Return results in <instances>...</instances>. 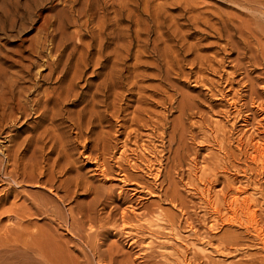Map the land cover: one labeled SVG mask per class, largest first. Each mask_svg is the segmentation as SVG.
<instances>
[{
	"label": "rangeland",
	"instance_id": "1",
	"mask_svg": "<svg viewBox=\"0 0 264 264\" xmlns=\"http://www.w3.org/2000/svg\"><path fill=\"white\" fill-rule=\"evenodd\" d=\"M97 1L73 23L69 0H0V103L42 23L48 32L62 25L33 57L36 93L53 96L49 111L19 82L30 93L5 113L14 121L0 122V264L36 237L59 238L65 264H264V160L252 159L264 141V9L252 8L264 0ZM77 33L90 54L73 50ZM62 36L64 56L73 55L58 83L47 63ZM78 96L85 102L71 104ZM83 107L96 108L95 127L76 139L72 120ZM26 137L29 150L15 155ZM237 190L251 206L238 221L228 209Z\"/></svg>",
	"mask_w": 264,
	"mask_h": 264
},
{
	"label": "bare ground",
	"instance_id": "2",
	"mask_svg": "<svg viewBox=\"0 0 264 264\" xmlns=\"http://www.w3.org/2000/svg\"><path fill=\"white\" fill-rule=\"evenodd\" d=\"M85 2H81L80 0H69V2H70V4H69V6H67L68 8V12H69V14L71 15V19L72 20H74V21H71V22H73V23H77V20L76 19H79L80 17L82 18V16L84 17V16H86V17H88V15L87 14H89L88 13V11H90L89 10V8H88V4L87 3H89L90 2V0H84ZM97 1V0H96ZM104 1H106V0H104ZM111 1V0H110ZM114 1V0H113ZM129 1V0H128ZM255 1V0H254ZM254 1H253V3H254ZM263 1V0H262ZM37 2V1H36ZM82 3V5H81V7L78 9V10H74V6H76V5H78L79 3ZM98 2V1H97ZM103 2V1H102ZM101 2V3H102ZM108 2V1H107ZM112 2V1H111ZM116 2V1H115ZM130 2V1H129ZM256 2V1H255ZM258 2V1H257ZM259 2H260V0H259ZM264 2V1H263ZM94 3L96 4V2L94 1ZM106 2H104V4H105ZM113 3V2H112ZM120 3V2H119ZM124 3H126V2H124ZM262 3V2H261ZM31 4H33V3H31ZM109 4V3H108ZM111 4V3H110ZM117 4V3H116ZM130 4V3H129ZM91 5H92V3H91ZM115 4L113 3V5H111L112 6V8H113V6H114ZM133 5V4H132ZM131 5V6H132ZM96 6V5H95ZM94 6V7H95ZM119 6V5H118ZM93 6H91V8H92ZM98 8H100V6H97ZM106 7V6H105ZM133 7V6H132ZM135 7V6H134ZM96 8V7H95ZM97 8V9H98ZM103 8H104V6H103ZM258 8H263L264 9V4H260V3H258V4H255V6L253 5V10H255V11H257V9ZM101 9V8H100ZM106 9V8H105ZM123 9V8H122ZM263 9H262V11H263ZM94 10V9H93ZM102 10V9H101ZM101 10H99V11H101ZM120 11H121V9H120ZM94 12H97V10L96 11H94ZM104 12V11H103ZM27 13V12H26ZM63 13V12H62ZM114 13H115V16H114V18H113V20L116 22V24H118L119 22H121V19H122V16L123 15H121L122 13L120 12L119 13V11H114ZM263 14V16H264V12L262 13ZM90 15H91V13H90ZM94 14H92V16H93ZM103 15H106V13L105 14H102V17H104ZM92 16H91V18H92ZM126 16H128V17H130V15H128V14H126ZM90 17V16H89ZM96 18V17H95ZM95 18L93 19V20H95ZM101 18V17H100ZM105 18V17H104ZM259 18V17H258ZM49 19V18H48ZM99 19V18H98ZM76 20V21H75ZM81 20V19H80ZM97 20V19H96ZM101 20H103V19H101ZM105 20V19H104ZM104 20L102 21L103 23H104ZM108 20V19H107ZM129 20H131L130 18H129ZM257 20V19H256ZM264 20V19H263ZM86 21H88V20H86ZM98 22L100 21V20H97ZM43 22V21H42ZM47 22V21H46ZM79 22V21H78ZM108 22V21H107ZM107 22H105V23H107ZM113 22V21H112ZM111 22V23H112ZM114 22V23H115ZM243 22V21H242ZM259 22V21H258ZM48 23V22H47ZM47 23H45L44 22V24L42 23V25L40 26V29H39V31H40V33L42 34L41 36L42 37H40L36 42H35V40H34V45H31L30 46V53L32 52V55H31V57H29L28 59H26V62L28 63V64H26V65H24V66H22V67H20L21 69H20V72H18V75L16 76V79H14V81H12V84H11V81H10V84H8V86L10 85V87H9V90H8V98H4V100H2L1 101V103H0V122H1V120H2V122L4 121V120H6V117L8 118L9 116H6V114L5 113H8L9 111L10 112H14V110H18V108H16L18 105H20V107H21V104H22V100L24 99V97H27L26 96V94L27 95H29V93H30V89L31 88H29V89H27V88H19L18 87V85H19V82L21 83L22 82V84L23 83H27V82H29V83H31L32 85H33V93H35L34 95V98H32L31 100H32V103H34V104H41L42 102H43V105H41L42 106V108H43V114L45 113V112H47V111H49L48 109L51 107V106H49V108H48V103L50 102V100L53 98V96H49V95H51L50 93H43V97H40L36 92H37V90H38V83L40 82V81H42V79H41V75H40V72L39 71H37L36 72V78L35 79H32V70L34 69V68H36L37 67V63L33 60V57L35 58L36 57V59L38 58L36 55H39L40 54V52L42 51L41 49H43L42 47H43V43L44 42H49V38H51L52 40L50 41V43H52V45H53V39H54V37H55V34H56V31L60 28L61 29V26L59 27L58 26V29H56V30H52L51 31V28H50V31L51 32H48V29H49V26H48V24ZM73 23H71V24H73ZM86 23V22H85ZM101 23V22H100ZM99 23V24H100ZM104 23V24H105ZM110 22H108V24H109ZM110 23V24H111ZM262 23V22H261ZM50 24H51V22H50ZM98 24V25H99ZM102 24V23H101ZM101 24H100V27L102 28V30L104 29V27H105V25H103L102 24V26H104V27H102L101 26ZM107 24V25H108ZM106 25V26H107ZM258 25V24H257ZM66 26V25H65ZM116 26V25H115ZM76 27H77V24H76ZM79 27H80V24H79ZM255 27V26H254ZM259 27H260V32L258 33L260 36H261V38L262 39H264V24L263 25H260V26H257V28L259 29ZM108 29V28H107ZM110 29V28H109ZM116 29V28H115ZM101 30V29H100ZM100 30H98V33L100 34ZM60 31V30H59ZM63 31V30H62ZM116 31V30H115ZM118 31V30H117ZM116 31V32H117ZM255 31V30H254ZM93 32V31H92ZM103 32H105V31H103ZM114 32V31H113ZM59 33V32H58ZM95 33V32H94ZM118 33V32H117ZM243 33V32H242ZM61 34H62V32H61ZM65 34V33H64ZM89 34V33H88ZM113 34H115V33H113ZM244 34V33H243ZM255 34V33H254ZM108 35V34H107ZM58 36H60V35H58ZM76 36H77V42H75V44L73 45V47L72 48H74L73 50H75V49H85V50H87L86 52H88L89 50H91L89 47L91 46L90 45V43L88 44L89 45V47L88 46H86V47H84V44L81 42V39H82V37L83 36H81L79 33H77L76 34ZM115 36H117V35H115ZM119 36H120V34H119ZM245 36V35H244ZM252 36V35H251ZM256 36V35H255ZM254 36V37H255ZM69 37V36H68ZM89 37V36H88ZM106 37V36H105ZM118 37V36H117ZM234 37V36H233ZM259 36L257 35V38H258ZM43 40H42V39ZM67 38V37H66ZM90 38V37H89ZM242 38V37H241ZM250 38V37H249ZM248 38V39H249ZM58 39V38H57ZM64 38H63V36L60 38V41L58 42V44H56V45H54L52 48L54 49V58H52V56L51 57H49V61H48V63H47V66H48V68H49V70H50V72H49V74H48V77H51L53 74H55L56 72L58 73V75H57V78H56V80H55V82H58V83H60L61 81L63 82L64 80H63V78H64V72H65V70H66V68H68L67 66H68V64L71 62H69V60H70V58H71V54H70V52H69V54H66V56H64V53H65V51L67 50V47H69V46H67L66 44H65V42H63V41H65V40H63ZM68 40H67V42L68 41H70V39H71V37L70 38H67ZM93 39V38H92ZM97 39H99L98 37H97ZM117 39H119V38H117ZM247 39V40H248ZM252 39H253V37H252ZM63 40V41H62ZM114 40V39H113ZM112 40V41H113ZM243 40V39H242ZM254 40V39H253ZM259 40H261V39H259ZM258 40V41H259ZM109 41V40H108ZM107 41V42H108ZM116 41V40H115ZM257 41V42H258ZM245 42V41H244ZM115 43V42H114ZM73 44V43H72ZM257 44V43H256ZM259 44H261L260 42H259ZM45 45V44H44ZM51 45V46H52ZM102 45H103V43H102ZM56 46V47H55ZM105 47V46H104ZM89 48V49H88ZM91 48H92V46H91ZM97 48V47H96ZM106 48V47H105ZM119 48V47H118ZM80 49V50H81ZM104 49V48H103ZM247 49V48H246ZM72 50V51H73ZM81 50V51H82ZM28 51V50H27ZM45 51V50H44ZM96 52V51H95ZM81 53V52H80ZM83 53V52H82ZM81 53V54H82ZM89 53V52H88ZM100 53V52H99ZM90 54V53H89ZM96 54H97V52H96ZM116 54H117V52H116ZM73 55V54H72ZM93 55V54H92ZM82 57H84L83 55H81ZM89 56V55H88ZM106 56H107V54H106ZM65 57V58H64ZM86 57V56H85ZM99 57H101L100 56V54H99ZM64 58V59H63ZM104 58V57H103ZM35 59V60H36ZM80 59V58H79ZM83 59V61H84V58H82ZM99 59V58H98ZM40 60V59H39ZM101 60V59H100ZM41 61V60H40ZM78 61V60H77ZM80 61V60H79ZM106 61V60H105ZM23 62V61H22ZM25 62V61H24ZM43 63H44V60H43ZM77 63V62H76ZM105 63V62H104ZM263 63V62H262ZM78 64V63H77ZM101 64V63H100ZM80 65V64H79ZM103 65V64H102ZM60 66H62V69L60 70ZM99 67V66H98ZM76 68L77 69H79L77 66H76ZM76 69V70H77ZM42 70V69H41ZM80 70V69H79ZM79 70H77V71H79ZM101 70H102V68H101ZM100 71V70H99ZM1 72V71H0ZM80 72V71H79ZM78 72V73H79ZM82 72V71H81ZM111 72V71H110ZM109 72V73H110ZM4 73V72H3ZM76 74V73H75ZM113 74V73H112ZM15 75V74H14ZM100 75V74H99ZM105 75V74H104ZM111 75V74H110ZM76 76H81L82 77V73H81V75L79 74V75H77L76 74ZM106 76V75H105ZM79 78V77H78ZM12 79V78H11ZM65 79H66V77H65ZM111 79V78H110ZM264 79V78H263ZM73 80V79H72ZM256 80V79H255ZM2 81H4V80H2ZM85 81V80H84ZM106 81H107V79H106ZM263 81V80H262ZM72 82V81H71ZM109 82V81H108ZM8 83H9V81H8ZM86 83V82H85ZM106 84V83H105ZM41 85H43V84H41ZM7 86V87H8ZM23 85H20V87H22ZM72 86V84L70 83L68 86H67V88H66V90H67V93H66V97L67 96H69V92H70V90H71V87ZM104 84H103V89H105L104 88ZM30 87V86H29ZM42 87V86H41ZM88 87V86H87ZM100 87H101V85H100ZM98 88V87H97ZM96 88V89H97ZM108 89V88H107ZM101 90V89H100ZM2 91V90H1ZM98 91V90H97ZM252 91V90H251ZM3 92V91H2ZM83 92V91H82ZM101 92V91H100ZM117 92V91H116ZM39 93V92H38ZM97 93H95L94 95H96ZM101 93H99V95H100ZM107 94H108V91H107ZM104 95V94H103ZM57 96H58V94H57ZM84 96V95H83ZM83 96H78L77 97V99L76 100H74V101H72V103L71 104H77V103H82V102H85V98L83 97ZM105 96V95H104ZM108 96H109V94H108ZM59 97V96H58ZM61 97V96H60ZM65 97V98H66ZM91 98L92 97H94V96H90ZM99 97V96H98ZM117 97V96H116ZM23 98V99H22ZM42 98H44V101L42 100V102L40 103V100L42 99ZM62 98V97H61ZM64 98V99H65ZM95 98H96V96H95ZM95 98H92V99H95ZM22 99V100H21ZM60 99V98H59ZM56 100V99H55ZM29 101V100H28ZM67 101V100H66ZM94 101V100H93ZM114 101V100H113ZM52 102H54V101H52ZM91 102H92V100H91ZM90 102V103H91ZM89 103V104H90ZM93 103H95V101L93 102ZM115 103V102H114ZM53 104V103H52ZM17 105V106H16ZM51 105V104H50ZM61 105H63V103L61 104ZM94 105V104H93ZM16 106V107H15ZM36 106V105H35ZM88 106V105H87ZM112 106V105H111ZM19 107V106H18ZM53 107V106H52ZM56 107V106H55ZM57 107H59L58 105H57ZM91 107V106H90ZM94 107H96V106H94ZM92 108V110H87L86 109V107H83L82 109H80V111L78 110V112H77V116L74 118V120H72L73 121V124H72V126H73V128L74 129H76L77 130V132H76V135H75V137H76V139H78V138H82V137H85V136H88L89 134L91 135L92 134V131H93V128L95 127H93V121L95 120V118L93 119V113L91 112V111H93L94 109H96V108ZM105 107V106H104ZM16 108V109H15ZM42 108H41V110H42ZM54 109V108H53ZM52 108H51V110H53ZM56 109V108H55ZM89 109V108H88ZM91 109V108H90ZM40 110V111H41ZM114 110V109H113ZM8 111V112H7ZM10 112H9V114H10ZM56 112V111H55ZM69 113V112H68ZM99 113V112H98ZM13 114V113H12ZM97 114V113H96ZM95 114V115H96ZM100 115V114H99ZM14 116V115H13ZM13 116H11V117H13ZM51 118L49 119V121H51V125H52V123H54V121H55V114H54V112H51V115H49ZM88 116V117H87ZM11 117H9V118H11ZM44 117V116H43ZM58 118V117H57ZM12 119V118H11ZM13 119H15V118H13ZM12 119V120H13ZM44 119V118H43ZM99 119V118H98ZM97 119V120H98ZM10 120V119H9ZM16 120H17V118H16ZM15 120V121H16ZM42 120V119H41ZM14 121V120H13ZM99 121V120H98ZM1 122V123H2ZM64 122V121H63ZM100 122V121H99ZM12 123V122H11ZM14 124V123H13ZM25 124V123H24ZM37 124H38V122H37ZM54 125H52V126H50V128L51 127H53ZM35 127V126H34ZM37 127V126H36ZM50 128H48L49 130H50ZM35 129L36 128H34V131H35ZM28 130V129H27ZM45 130V129H44ZM48 130V131H49ZM52 130V129H51ZM54 130V129H53ZM34 131H32V133L34 132ZM26 132V131H25ZM50 132V131H49ZM26 133H28V131L26 132ZM45 133H46V131H45ZM54 133V132H53ZM52 133V134H53ZM41 134V133H40ZM51 134V135H52ZM30 135V134H29ZM39 135V134H38ZM42 135V134H41ZM41 135H39L40 137H41ZM47 135H49L48 134V132H47ZM51 135L49 136L50 138H51ZM30 136H32V135H30ZM29 136V137H30ZM29 137H26V139H24L23 140V144H22V146L21 147H19V148H16V150H14L15 151V155H17V154H24L25 152H27L28 150H29V148H30V145H29V141L31 140V138H29ZM42 138V137H41ZM47 138V137H46ZM37 139H39V138H37ZM64 139V138H63ZM98 139V138H97ZM36 140V139H35ZM40 140V139H39ZM53 140H54V138H53ZM22 141V140H21ZM32 141V140H31ZM33 141H34V138H33ZM44 141V140H43ZM259 141H261V140H259ZM40 142V141H39ZM38 142V140H36L35 141V145L33 144V148L32 149H34V151L33 150H31V152L33 153V155H35V153L36 152H39V150L41 149L42 150V145H40V143ZM46 142V141H45ZM55 142V141H54ZM262 143H259V142H257V145H255V146H253L252 145V147H255L254 149V152L253 153H255V157H253L252 159L254 160V161H263L264 160V141H261ZM39 143V147L37 146V144ZM41 143H43V142H41ZM96 143V142H95ZM94 143V144H95ZM44 144V143H43ZM85 144V143H84ZM51 145V144H50ZM56 145V144H55ZM32 146V145H31ZM40 146H42V147H40ZM51 146H53V145H51ZM94 146V145H93ZM95 146H96V144H95ZM94 146V147H95ZM45 148L47 147V146H44ZM57 147V146H56ZM60 148H61V146H59ZM38 148H40L39 150H38ZM51 148V147H50ZM52 148H55V147H52ZM51 148V149H52ZM48 149H49V147H48ZM94 149H96V147L94 148ZM38 150V151H37ZM40 150V151H41ZM50 150V149H49ZM53 150V149H52ZM57 150V149H56ZM61 150V149H60ZM63 150H65V149H63ZM16 151H18V153L16 152ZM59 151V150H58ZM62 151V150H61ZM43 152V151H42ZM32 153L30 154L31 156H32ZM45 152H43V154H44ZM60 153V152H59ZM58 153V154H59ZM63 153V152H62ZM14 155V154H13ZM37 155L39 156V154L37 153ZM22 156H24V155H22ZM44 156H45V154H44ZM13 157V156H12ZM35 157H36V155H35ZM35 157L33 156V158L35 159ZM42 157H43V155H42ZM59 158V157H58ZM9 159H10V157H9ZM15 159H16V156H15ZM31 159V158H30ZM33 159V160H34ZM37 159H39V157L37 158L36 157V162H38L39 163V161L40 160H38L37 161ZM41 159V158H40ZM47 160H48V158H47ZM44 161H46V160H44ZM13 162H14V160H13ZM36 162H34L35 164L34 165H36ZM48 162V161H47ZM54 163L56 162V161H53ZM38 163H37V165H38ZM44 163V162H43ZM57 163V162H56ZM56 163H55V165H56ZM260 163V162H259ZM40 164H41V162H40ZM39 164V165H40ZM47 164V163H46ZM39 165H38V167H39ZM54 165V164H53ZM57 166V165H56ZM53 166H51V168H52ZM27 168V167H26ZM37 168V167H36ZM41 168V167H40ZM40 168H38V169H40ZM32 169V168H31ZM43 169V168H42ZM1 171V170H0ZM52 172H53V170H52ZM51 172V173H52ZM33 174V173H32ZM41 175H42V173H41ZM30 176H34V175H30ZM30 176H28V177H30ZM35 177V176H34ZM37 177V176H36ZM36 177H35V180H37L36 179ZM32 178L30 177V180H31ZM50 180V179H49ZM49 180H47V181H49ZM46 181V182H47ZM50 182V181H49ZM48 183V182H47ZM51 184V183H50ZM46 185V184H45ZM50 187H51V185L49 186V189H50ZM60 187V186H59ZM240 194H241V192L240 191H236L235 192V194H234V196L231 198V200H230V202H229V206H228V209H230V213H231V215L233 216V218L232 219H234V220H236L237 218V216H238V212H240L242 215H246L247 213H250V209H251V206L250 205H248L247 204V202L245 201V200H239V197H240ZM227 207V206H226ZM12 211V210H11ZM228 212V213H229ZM10 213V212H9ZM72 215V214H71ZM81 215V214H80ZM254 214H251V216H250V222L254 219ZM247 217V216H246ZM246 219V218H245ZM230 221V220H229ZM236 221H238V220H236ZM245 222V221H244ZM238 223H241V222H238ZM242 224V223H241ZM241 224H239V225H241ZM238 225V226H239ZM252 225H254V223L252 224ZM242 227V226H241ZM252 227H254V226H252ZM254 229V232L255 233H257L258 232V230H257V228L256 227H254L253 228ZM54 231V230H53ZM69 231V230H68ZM68 231H66V232H68ZM263 233V232H262ZM258 236H261V234H257ZM91 236V235H90ZM57 237V236H56ZM71 237V236H70ZM34 238V237H33ZM43 238V237H42ZM42 238H35L34 240L35 241H33V243L31 244V245H28V246H30V247H28V246H26V247H28V248H26L27 250L26 251H23V250H21L20 251V249H19V253L20 254H17L18 252H15L16 254L15 255H12V252L15 250H12L11 251V256L9 255V253H7L10 257H9V259L7 260V261H9V263H7V264H36L35 262L37 261L39 264H40V262L41 263H44V264H65L66 262V260L64 259V257H63V255L64 254H66L67 253V251L66 250H68L69 251V249H64L65 250V252H61L60 250L58 251V250H55V246H58L57 244V242H61V241H57L59 238H56V239H54L55 241H57L56 243V245H54V243H55V241L52 239V238H48L50 241H54V243H53V241H52V243H53V245L54 246H52V247H54V249L52 248V247H50L49 248V246L47 247V244L45 245V241H46V237H44L43 239H45V241H42ZM47 239V241H49ZM60 240V239H59ZM71 241V240H70ZM69 242V241H68ZM72 242V241H71ZM52 243L50 242L49 244H50V246L52 245ZM62 243H65V242H62ZM48 244V245H49ZM70 242H69V244L67 243V245H66V243H65V245H66V247L69 245L70 246ZM21 245H23V244H21ZM25 245H27V244H25ZM60 245V244H59ZM70 247H72V246H70ZM49 248V249H48ZM52 248V249H51ZM60 248H65V247H63V244L62 245H60ZM21 249H23V248H21ZM24 250H25V248H24ZM63 250V251H64ZM17 251V250H16ZM8 252V251H7ZM63 253V254H62ZM69 253V252H68ZM68 253H67V256H68ZM25 254H28V255H30L31 256V258L33 257V258H35L36 259V261L34 262V260H32V261H29V259L28 258H26V257H30V256H28V255H26L25 256ZM62 255V256H61ZM70 255H71V253H70ZM64 256H66V255H64ZM27 259H28V261H27ZM72 259H74V257L72 258ZM72 261V260H71ZM70 261V262H71ZM68 263H69V260H68ZM67 263V264H68ZM72 263H73V261H72ZM79 264V263H78Z\"/></svg>",
	"mask_w": 264,
	"mask_h": 264
}]
</instances>
